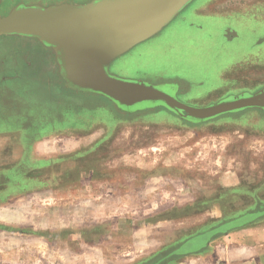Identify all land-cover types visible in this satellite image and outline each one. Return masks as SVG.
Masks as SVG:
<instances>
[{
  "label": "rangeland",
  "instance_id": "rangeland-1",
  "mask_svg": "<svg viewBox=\"0 0 264 264\" xmlns=\"http://www.w3.org/2000/svg\"><path fill=\"white\" fill-rule=\"evenodd\" d=\"M88 1L3 0L0 16ZM109 72L182 81L180 101L198 107L254 93L264 0H193ZM0 81V264H264L253 245L264 217L203 246L219 224L264 210V112L199 124L163 108L125 114L66 88L53 52L18 36L0 37Z\"/></svg>",
  "mask_w": 264,
  "mask_h": 264
},
{
  "label": "water",
  "instance_id": "water-1",
  "mask_svg": "<svg viewBox=\"0 0 264 264\" xmlns=\"http://www.w3.org/2000/svg\"><path fill=\"white\" fill-rule=\"evenodd\" d=\"M192 1L89 0L46 6L19 3L0 16V37L36 40L53 52L66 88L105 97L125 114L163 108L190 124H199L245 109L264 112V87L198 107L176 97L182 89L177 82L152 84L109 72L117 58L159 34ZM210 236L206 234L203 246L208 245ZM200 248L202 245L183 252L177 249L174 254Z\"/></svg>",
  "mask_w": 264,
  "mask_h": 264
},
{
  "label": "trees",
  "instance_id": "trees-1",
  "mask_svg": "<svg viewBox=\"0 0 264 264\" xmlns=\"http://www.w3.org/2000/svg\"><path fill=\"white\" fill-rule=\"evenodd\" d=\"M259 208V207H258ZM261 210V209H259ZM257 210L254 213H248L243 216L230 219L222 224H219L212 230H209L205 234H210V241L216 237L229 233L243 226L251 225L264 217V210Z\"/></svg>",
  "mask_w": 264,
  "mask_h": 264
},
{
  "label": "crops",
  "instance_id": "crops-1",
  "mask_svg": "<svg viewBox=\"0 0 264 264\" xmlns=\"http://www.w3.org/2000/svg\"><path fill=\"white\" fill-rule=\"evenodd\" d=\"M257 238L255 242H253V245H258V246H264V227H258L255 229ZM259 260L260 262H264V251L259 252Z\"/></svg>",
  "mask_w": 264,
  "mask_h": 264
},
{
  "label": "flooded vegetation",
  "instance_id": "flooded-vegetation-1",
  "mask_svg": "<svg viewBox=\"0 0 264 264\" xmlns=\"http://www.w3.org/2000/svg\"><path fill=\"white\" fill-rule=\"evenodd\" d=\"M2 1H3V0H0V5L2 4ZM19 3L26 4V3H24V2H19ZM19 3H18V4H19ZM26 5H28V4H26ZM30 5H31V4H30ZM8 82H10V81H5V82H4V81H3V82L0 81L1 84H6V85L8 84ZM173 82H177V83H179V84L182 83V81H173ZM166 83H167V82H166ZM179 91H180V90H179ZM179 91H178V92H179ZM178 92L176 93V97L179 99V97H178ZM242 93H248V92H241L240 94H242ZM238 95H239V94H238ZM231 96H234V95H231ZM179 100H180V99H179Z\"/></svg>",
  "mask_w": 264,
  "mask_h": 264
}]
</instances>
